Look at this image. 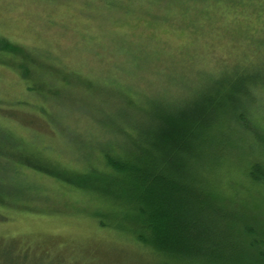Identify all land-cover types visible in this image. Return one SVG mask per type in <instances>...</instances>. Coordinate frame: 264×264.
<instances>
[{
  "label": "rangeland",
  "instance_id": "obj_1",
  "mask_svg": "<svg viewBox=\"0 0 264 264\" xmlns=\"http://www.w3.org/2000/svg\"><path fill=\"white\" fill-rule=\"evenodd\" d=\"M249 1L230 13V0H0V40L28 55L0 48V149L17 152L22 143L69 168L82 148L113 141L121 126L148 127L158 108L202 103L242 70L264 75L263 52L249 50L264 38V0ZM260 87L249 121L257 138L232 123V104L219 114L213 146L252 141V153L240 148L219 163L197 206L210 234H195L191 248L160 252L135 238L130 219L101 227L98 215L121 211L111 195L90 197L0 156V264H264V184L246 179L251 163L264 167L254 143L264 138ZM32 113L41 132L27 131L38 124Z\"/></svg>",
  "mask_w": 264,
  "mask_h": 264
},
{
  "label": "trees",
  "instance_id": "obj_2",
  "mask_svg": "<svg viewBox=\"0 0 264 264\" xmlns=\"http://www.w3.org/2000/svg\"><path fill=\"white\" fill-rule=\"evenodd\" d=\"M251 2L250 0L249 4ZM244 5V0H230L224 12H234ZM258 18L264 20V10L258 14ZM261 31H264V21ZM0 48L24 58L28 56H24L25 52L21 48L17 49L15 45L3 40H0ZM249 50L256 53L254 57L261 52L264 55V38L257 42L256 48L250 47ZM24 65L22 62L20 66L27 71ZM241 68L247 69L245 66ZM215 85L217 95L205 98L202 103L180 111L158 108L157 113L153 112L148 127L121 126L113 141L108 136L105 140L89 143L86 148H82L74 166L69 168L64 161L61 167L52 161H45L43 156L22 143L17 152L7 154L0 149L1 159L8 161L7 166H12L15 161L16 168L31 171L44 178L53 177L63 186L71 184L76 191H88L90 197L94 193L111 195L116 203L119 202L121 211L98 215L101 227L121 229L117 223L130 219L135 238L144 240L143 243L151 244L156 250L171 253L173 250L189 249L195 234L202 235L200 239L210 234V226L204 227L206 219L198 217L197 206L204 200V194L209 197V193L204 190L205 187L214 185L213 178L220 174L217 172L219 163L229 161L227 156L240 148L246 147L252 153V141L243 147L242 143L227 141L213 146L214 126L222 127V122L225 121L219 118V114L232 104L235 110V115L230 119L232 123L251 130L254 136L258 130L256 125L249 123L252 120L250 113L253 114L252 107L263 90L260 86L264 88V75L242 70L230 80L226 88L221 84ZM247 105L249 111L246 110ZM32 115L33 120H40L38 115ZM36 122L38 124L35 127L27 128L28 133L32 132V128L44 127L42 123ZM7 135L10 134L3 131V136ZM254 143L257 150H261L256 153L262 154L264 138L255 140ZM225 150H228V154ZM214 152L218 156L212 157ZM224 154L226 158H222ZM247 172L248 182L264 184V167L260 163H251ZM4 184V179L0 177V204L6 201L3 195L4 190L6 191ZM20 211L40 214L30 209V206H24ZM5 221L6 217L0 214V224ZM26 253L23 251L22 255ZM176 253L178 252L173 254ZM188 253L192 255L193 249Z\"/></svg>",
  "mask_w": 264,
  "mask_h": 264
}]
</instances>
